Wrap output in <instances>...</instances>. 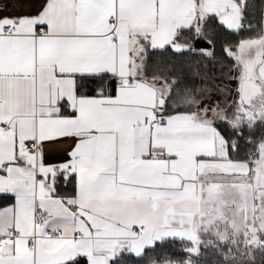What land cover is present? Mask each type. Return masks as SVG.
<instances>
[{
	"label": "snow or ice",
	"instance_id": "snow-or-ice-1",
	"mask_svg": "<svg viewBox=\"0 0 264 264\" xmlns=\"http://www.w3.org/2000/svg\"><path fill=\"white\" fill-rule=\"evenodd\" d=\"M0 264H264V0H0Z\"/></svg>",
	"mask_w": 264,
	"mask_h": 264
}]
</instances>
